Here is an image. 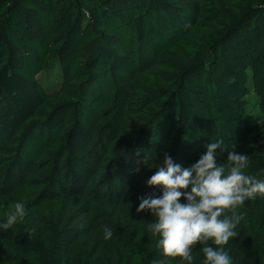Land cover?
I'll return each mask as SVG.
<instances>
[{"label": "trees", "instance_id": "trees-1", "mask_svg": "<svg viewBox=\"0 0 264 264\" xmlns=\"http://www.w3.org/2000/svg\"><path fill=\"white\" fill-rule=\"evenodd\" d=\"M250 78L264 116V0H0V224L26 211L0 264H205L164 256L138 198L165 152L188 167L221 138L264 180ZM234 214L232 264H264V196Z\"/></svg>", "mask_w": 264, "mask_h": 264}, {"label": "clouds", "instance_id": "clouds-1", "mask_svg": "<svg viewBox=\"0 0 264 264\" xmlns=\"http://www.w3.org/2000/svg\"><path fill=\"white\" fill-rule=\"evenodd\" d=\"M227 151V163H218V158ZM250 156L240 154L217 139L206 145V152L188 167L175 164L165 152L163 163L147 180L149 186L161 185L162 196L139 197L137 213L150 210L157 217L150 231L159 235L157 247L166 257H181L192 261L193 247L203 245L205 264H232V258L223 246L237 236L234 230L240 223L239 215L225 216L226 210L235 213L246 199L257 194L264 196V180L247 175ZM139 171V168L136 169ZM190 187V191H186ZM181 197L185 202L181 203ZM26 215L22 202L14 205L0 230L7 231ZM105 239L112 237L109 229L104 230ZM212 241L216 247L208 245Z\"/></svg>", "mask_w": 264, "mask_h": 264}, {"label": "rangeland", "instance_id": "rangeland-1", "mask_svg": "<svg viewBox=\"0 0 264 264\" xmlns=\"http://www.w3.org/2000/svg\"><path fill=\"white\" fill-rule=\"evenodd\" d=\"M39 80L48 92L58 91L61 86V71L59 70V67L56 65L53 69L43 73L39 76ZM248 86L251 91L250 96L246 99L248 102V119L251 125L258 126L264 122V116L259 109L257 96L253 93V83L251 78Z\"/></svg>", "mask_w": 264, "mask_h": 264}, {"label": "water", "instance_id": "water-1", "mask_svg": "<svg viewBox=\"0 0 264 264\" xmlns=\"http://www.w3.org/2000/svg\"><path fill=\"white\" fill-rule=\"evenodd\" d=\"M76 1H79V0H76Z\"/></svg>", "mask_w": 264, "mask_h": 264}]
</instances>
